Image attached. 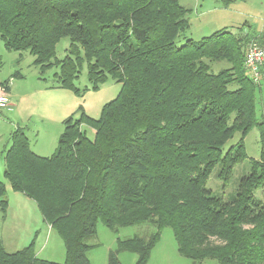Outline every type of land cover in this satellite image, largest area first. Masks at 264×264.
<instances>
[{"label": "trees", "instance_id": "obj_1", "mask_svg": "<svg viewBox=\"0 0 264 264\" xmlns=\"http://www.w3.org/2000/svg\"><path fill=\"white\" fill-rule=\"evenodd\" d=\"M188 12L178 0H0L4 48L29 53L41 72L58 68L56 88L77 92L83 63L91 89L108 77L120 85L99 118L79 107L63 121L51 156L36 155L20 128L4 151L10 189L61 238V264H90L98 221L114 233L151 227L147 237L117 239L107 264H119L122 252L145 264L164 228L192 264H264V205L254 197L264 187V114L256 118V84L244 67L249 43L263 45L264 33L221 29L192 40ZM64 37L67 54L56 60ZM253 127L258 158L233 195H214L209 176L217 169L227 180L247 159L243 140ZM7 208L0 182V228ZM0 264L57 263L37 257L33 243L8 253L0 238Z\"/></svg>", "mask_w": 264, "mask_h": 264}, {"label": "rangeland", "instance_id": "obj_2", "mask_svg": "<svg viewBox=\"0 0 264 264\" xmlns=\"http://www.w3.org/2000/svg\"><path fill=\"white\" fill-rule=\"evenodd\" d=\"M179 4L189 10L190 24L187 37L199 40L209 36L217 30L227 29L236 33L242 29L252 30L251 33L264 29V0H233L228 5L219 0H178ZM238 29V30H237ZM246 30V31H247ZM214 31V32H213ZM70 40L61 38L55 46V59L62 60L67 54ZM223 64H216L219 70ZM58 68L51 67L44 72L34 65V58L27 52L17 53L4 48L0 39V82L6 83L9 100L17 108L0 112V182L5 185L8 208L2 223L0 238L7 248L20 250L33 243L34 248H42L40 259L61 264L65 260V249L56 231L39 223L40 214L37 207L20 193H15L4 177L3 155L10 147V137L16 126L22 128L30 142V148L41 157L51 156L64 129V120L81 107L84 112L94 119L99 118L105 104L114 100L120 85L110 77L93 90L87 80L85 63L78 78L74 81V90L56 88L54 74ZM256 118L264 114V78H259L255 88ZM23 97L26 100L21 101ZM10 101V103H11ZM78 114L74 115L77 117ZM87 137L93 138L94 132L90 128L82 127ZM238 139L236 135L231 143ZM247 159L236 164L227 180H220L215 176V169L209 176L206 187L214 195L228 199L234 194L239 179L249 172V160L257 159L260 143L256 128H252L244 140ZM254 197L264 205V187L254 192ZM31 215L36 216L33 226L36 231L31 235L24 233L22 225L31 223ZM17 222L21 223L18 230H12ZM38 224V225H37ZM151 229L148 225H138L119 229L117 233L106 228L101 221L96 224V234L87 241L94 246L87 253L90 264H107L108 254L116 247V240L133 237H147ZM12 231L14 234L12 235ZM14 246V247H11ZM15 252V251H14ZM119 264H136L137 256L133 253L122 252L117 256ZM145 264H192L188 259L177 253V246L171 229L164 228L160 238L151 249ZM202 264H214L206 261Z\"/></svg>", "mask_w": 264, "mask_h": 264}, {"label": "built area", "instance_id": "obj_3", "mask_svg": "<svg viewBox=\"0 0 264 264\" xmlns=\"http://www.w3.org/2000/svg\"><path fill=\"white\" fill-rule=\"evenodd\" d=\"M244 67L251 82L258 84L264 69V44L261 45L256 41L249 43L244 57ZM3 110H11L6 83L0 85V111Z\"/></svg>", "mask_w": 264, "mask_h": 264}, {"label": "crops", "instance_id": "obj_4", "mask_svg": "<svg viewBox=\"0 0 264 264\" xmlns=\"http://www.w3.org/2000/svg\"><path fill=\"white\" fill-rule=\"evenodd\" d=\"M238 30V29H237ZM243 30V32H249V33H251L252 32V30H247V29H242ZM247 30V31H246ZM218 31V30H217ZM214 32V31H213ZM261 33H264V29H261L259 32H256L255 30H254V32L253 33H251V34H253V35H256V36H258L259 34H261ZM260 78H264V69L262 70V73H261V76H260ZM2 83L0 82V85H1ZM4 84V83H3ZM62 90H64V89H62ZM27 99V97H23L22 99H21V101H23V100H26ZM11 101V100H10ZM11 110L15 107V108H17V106L16 105H14L13 103H12V101H11ZM10 110V111H11ZM6 111V110H5ZM77 111V110H76ZM0 112H2V111H0ZM7 112V111H6ZM9 112V111H8ZM75 113V112H74ZM88 117H90L89 115H88V113L87 112H84ZM71 116V115H70ZM68 118V117H67ZM90 118H92V117H90ZM94 119V118H93ZM16 128H19L18 126H16ZM15 128V129H16ZM20 129H22V128H20ZM23 130V129H22ZM24 132V131H23ZM28 139V138H27ZM32 150V149H31ZM33 151V150H32ZM36 154V153H35ZM37 155V154H36ZM27 200H29V199H27ZM29 201H31V200H29ZM32 202V201H31ZM32 203H34V202H32ZM35 205V204H34ZM36 206V205H35ZM32 217H31V219H30V221H31V223L30 222H28V224H24V225H22L21 223H19V222H17V224H16V226H14V228H12V230H18L19 232H21L22 233V230L24 231V233H27L28 234V232H29V235H30V233H31V235H32V233L34 232V231H36V229H37V226H33V223H34V220H35V222H36V216H34V215H31ZM5 220V219H4ZM39 223L41 224V226H43V223L48 227V228H50L44 221H43V219L41 218V216H40V219H39ZM20 225H22V230H21V228H20ZM38 225V224H37ZM2 226V225H1ZM2 228V227H1ZM1 228H0V231H1ZM14 234V231H12V235ZM2 240V239H1ZM2 243H3V246H4V249L8 252V253H13L14 251L16 252V251H18V249L17 250H12V249H16V248H7V245H5L4 244V242H3V240H2ZM11 247H14V246H11ZM22 249V248H21ZM20 249V250H21ZM34 250H35V254H36V256L37 257H39V255H40V253H41V251H42V248H38V247H35L34 248Z\"/></svg>", "mask_w": 264, "mask_h": 264}]
</instances>
